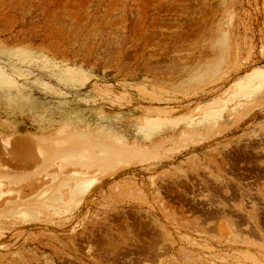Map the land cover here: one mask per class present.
Listing matches in <instances>:
<instances>
[{
    "label": "rangeland",
    "instance_id": "rangeland-1",
    "mask_svg": "<svg viewBox=\"0 0 264 264\" xmlns=\"http://www.w3.org/2000/svg\"><path fill=\"white\" fill-rule=\"evenodd\" d=\"M71 134L142 158L24 221L6 202L60 173L14 168L0 264H264V0H0L1 141Z\"/></svg>",
    "mask_w": 264,
    "mask_h": 264
},
{
    "label": "bare ground",
    "instance_id": "bare-ground-1",
    "mask_svg": "<svg viewBox=\"0 0 264 264\" xmlns=\"http://www.w3.org/2000/svg\"><path fill=\"white\" fill-rule=\"evenodd\" d=\"M214 108H218L217 104H206L205 107H202L203 111L205 110L204 112H208ZM219 108L221 107L219 106ZM210 112H208V114ZM15 138H17V141L14 140L15 143H18V139H20V137L18 138L17 136ZM29 138L30 137H28L27 139ZM32 138L33 141L32 139H29L30 141L28 140V145H26L22 140L20 141L22 143V146L25 145L28 147L30 144L31 146L28 147V149L33 147V152L31 151L33 155L30 151H28L27 148V150L23 152H20L21 150L17 151L16 148H20V146L17 145L18 147H15L14 144H12L13 142H9L11 143V146L9 145L8 147H6L8 145V141L10 140L9 137L8 139L6 138L7 140L4 139L7 141L6 146L4 145L5 143L3 144L0 139V143L3 144L0 146V154L9 155L8 160L0 164V179H6L5 182L8 181L10 185H13L14 181L17 180V178H21L20 182H22V178L23 176H25V174L23 176L19 175L16 177H12V173H15L13 169L18 168L19 166H21L22 168L29 163H37V174L48 175V170L52 167L58 168L60 174H62L61 171L65 167L78 169V171H74L71 176L64 178L60 174H53L52 176H49L51 178V184H49L48 186L44 184L46 187H42L43 189L34 196L36 200L33 198L34 200L26 201L27 198H25L23 200L18 199L17 201L16 198V200L13 202H6L4 209H1L3 211L2 214L5 218H10L11 220L19 219L20 221H24L30 218H36V214L38 215V210L35 208L37 207L39 209L41 207H43V209L45 208V212L47 210V212L52 216H65L66 214L70 213L71 211L69 210L72 209H75L77 212H79L78 210H81L85 201H83V199L87 197L89 188L95 180L94 177L88 176L89 170H96L98 173L104 172L106 170L109 171L121 164H129L133 160L142 158V152L139 149L131 146H122L118 142L111 140L109 137L107 138L102 135H97L96 137L91 138L89 136H83L80 134H71L69 136L58 138L57 140L53 141L52 139L49 141L48 138L47 140L39 135H34ZM12 146H14L15 148H12ZM25 146L21 148L25 149ZM27 153L30 155H28ZM14 154H18V159H14ZM11 156H13V158ZM18 174L21 173L19 172ZM17 182L19 183V179L16 181V184ZM8 183L6 185L7 187ZM55 183L56 185H54Z\"/></svg>",
    "mask_w": 264,
    "mask_h": 264
}]
</instances>
